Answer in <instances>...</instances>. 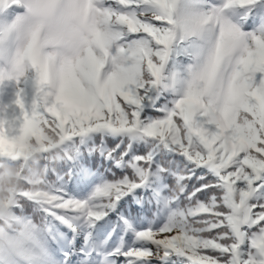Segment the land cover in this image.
<instances>
[{
    "label": "snow or ice",
    "instance_id": "1",
    "mask_svg": "<svg viewBox=\"0 0 264 264\" xmlns=\"http://www.w3.org/2000/svg\"><path fill=\"white\" fill-rule=\"evenodd\" d=\"M5 80L0 264H264V0H0Z\"/></svg>",
    "mask_w": 264,
    "mask_h": 264
},
{
    "label": "clouds",
    "instance_id": "2",
    "mask_svg": "<svg viewBox=\"0 0 264 264\" xmlns=\"http://www.w3.org/2000/svg\"><path fill=\"white\" fill-rule=\"evenodd\" d=\"M34 26L40 28L42 44L57 49L63 57L72 58L82 50L95 24L92 16L65 14L40 17Z\"/></svg>",
    "mask_w": 264,
    "mask_h": 264
},
{
    "label": "rangeland",
    "instance_id": "3",
    "mask_svg": "<svg viewBox=\"0 0 264 264\" xmlns=\"http://www.w3.org/2000/svg\"><path fill=\"white\" fill-rule=\"evenodd\" d=\"M14 94L17 93L11 90V84L10 81L5 80L4 82L0 83V114H4L7 112L8 114H12L13 112L18 113V109H15L14 107ZM34 96L32 98L24 99L26 105L29 104Z\"/></svg>",
    "mask_w": 264,
    "mask_h": 264
},
{
    "label": "trees",
    "instance_id": "4",
    "mask_svg": "<svg viewBox=\"0 0 264 264\" xmlns=\"http://www.w3.org/2000/svg\"><path fill=\"white\" fill-rule=\"evenodd\" d=\"M19 12V11H18ZM15 13H10L7 19L11 20L13 18V15ZM27 79L24 84L20 85V87L23 89V96L24 99L32 98L35 94L34 85H33V72L32 70H29L26 74ZM11 89L15 92H17L18 87L17 84L14 81H10Z\"/></svg>",
    "mask_w": 264,
    "mask_h": 264
}]
</instances>
